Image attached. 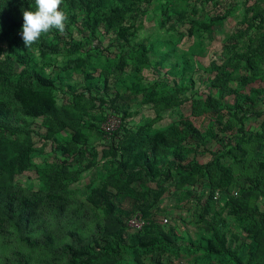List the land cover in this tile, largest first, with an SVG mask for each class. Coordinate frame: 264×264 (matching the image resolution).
I'll return each mask as SVG.
<instances>
[{
	"label": "rangeland",
	"instance_id": "rangeland-1",
	"mask_svg": "<svg viewBox=\"0 0 264 264\" xmlns=\"http://www.w3.org/2000/svg\"><path fill=\"white\" fill-rule=\"evenodd\" d=\"M104 1V11L91 12L95 42L69 26L83 51L67 56L50 33L21 50L37 70L61 83L60 91L40 93L56 106L54 118L23 117L12 87L0 82V102L21 120L12 126L16 135L0 143V264H20V258L26 264H67L62 246L116 229V214L91 202L94 189L113 174V159L100 147L98 126L107 111L96 106L98 96L119 107L131 134L161 131L178 143L185 138L179 124L191 123L204 136L200 145L189 146L193 157L206 163L219 150L230 181L224 184L225 177L212 167L207 175L173 173L169 181L151 183L143 199L152 204L156 224L168 220L158 225L174 245L152 254L122 250L95 264H234L227 256L188 248L189 241L209 239L214 231L243 264H264V227L257 214H264V0ZM61 10L75 14L87 35L78 4L63 0ZM97 42L100 48L94 47ZM140 45L148 50V64L141 65ZM0 61L6 68L1 52ZM235 136L236 147L220 148ZM59 148L69 154L67 163H61ZM19 153L28 156L17 164ZM43 180L68 183L64 200L48 201ZM217 188L223 195L214 200ZM23 200L36 205L27 223L18 208ZM119 206L123 216L142 215L130 200ZM25 237L34 244L21 241Z\"/></svg>",
	"mask_w": 264,
	"mask_h": 264
},
{
	"label": "trees",
	"instance_id": "trees-1",
	"mask_svg": "<svg viewBox=\"0 0 264 264\" xmlns=\"http://www.w3.org/2000/svg\"><path fill=\"white\" fill-rule=\"evenodd\" d=\"M67 1L71 7L76 3L83 9L84 17H86L83 24L88 31L87 35L84 33L83 28L79 26L75 14L68 15L66 30L63 34L57 30H54L50 34L54 40L63 45L67 56H74L83 51V47L73 37L69 26L75 25L81 32L82 37H85L87 41L95 42L97 38L94 23L91 21V12L104 11L105 1ZM66 5L69 7L68 4ZM23 10L34 11L35 0H0V52L5 57L4 67H6H0V82H4L12 87L11 95L14 100L13 103L16 105V111H19L25 118L46 122L56 116L57 109L49 97L42 96L40 93L60 91L61 83L57 77H51L44 71L37 70L35 60L29 55L21 53L24 42L20 35L22 28L19 29L18 26L23 24ZM110 12L117 13V10L110 9ZM94 47L100 48V43L97 42ZM120 47L123 48L124 46ZM139 48L141 65L148 64V50L142 45L137 46V49ZM106 86V83H104L103 88H106ZM86 89L91 90L88 86ZM38 94L39 97H36ZM96 100L98 101L96 106L107 111L105 115L113 112L118 114L122 119L120 128L110 136L108 143L105 144L100 130V124L104 120L105 115L102 114L100 118L98 126L99 132L102 135L100 147L109 151L111 159H113V174L110 176V181L94 189V195L96 196L91 198L93 204L104 205L106 213L116 214V229L114 231L101 230L99 236L90 241L74 238L72 244L62 246L61 252L67 258V264H95L104 257L118 255L122 250H140L146 254H152L160 248L172 247L174 241L164 235L161 230L160 225L166 223H163L162 219L159 222L160 225H158L159 223L156 224L152 220V204L143 199L144 191L150 188L149 185L151 183L159 184L160 182L169 181L173 177V173L180 178L207 175L212 167L216 168L225 177L226 183L224 184L230 181V171L219 163V150L213 153L212 159L206 163H200L193 157L194 152L190 150L189 146L200 145L203 142L204 136L191 123L183 122L179 124L182 132L185 133V138L181 139L178 143H175L170 137L167 138L161 131L139 129L135 134H131L126 127L124 114L120 111L119 107L110 101H105L102 96H98ZM225 107L231 110L235 109L234 105H225ZM16 111L8 109L3 102H0V143L6 135H16V128L12 126L21 122L20 118L16 115ZM44 137L46 140L51 139L52 132L47 131ZM237 141V136L234 139L232 137L226 138L220 144V148L228 151L226 146L236 147ZM125 143L127 146H125ZM59 149L62 150L63 148ZM62 153L64 159L61 163H67L66 161L71 160L68 157L69 154H66L63 150ZM27 156L24 153L16 154L13 161L19 164L25 161L24 159ZM51 182L53 184L50 186L49 183ZM51 182L43 180L44 188L47 189L48 201H63V194L67 191L69 184H61V182L56 181ZM216 191L220 193V197L223 195L221 189L217 188L212 193V199ZM262 196L264 198V193H262ZM126 200H130L132 207L138 209L142 214L141 216L149 221V224L140 231L127 228V222L132 217L129 215L131 212L128 211L126 213L127 216L121 215L123 211L119 205ZM18 208L23 212L25 222L27 223L35 212L36 205L23 200L18 204ZM257 214L264 227V214L260 212H257ZM11 217H14V215L11 214ZM144 230H151V233L143 236L142 231ZM129 232L132 233L125 239L124 233ZM70 235L74 236V234ZM21 241L28 245L34 244L28 237L22 238ZM187 246L192 250L203 251L207 255H224L229 257L234 264H243L240 257L226 246L225 237L218 231H214L209 239L201 237L195 241H189ZM17 262L26 264L21 258Z\"/></svg>",
	"mask_w": 264,
	"mask_h": 264
},
{
	"label": "clouds",
	"instance_id": "clouds-1",
	"mask_svg": "<svg viewBox=\"0 0 264 264\" xmlns=\"http://www.w3.org/2000/svg\"><path fill=\"white\" fill-rule=\"evenodd\" d=\"M63 0H35V10H23L20 35L26 48L37 43L42 36L54 30L63 34L68 22L67 14L61 10Z\"/></svg>",
	"mask_w": 264,
	"mask_h": 264
},
{
	"label": "built area",
	"instance_id": "built-area-1",
	"mask_svg": "<svg viewBox=\"0 0 264 264\" xmlns=\"http://www.w3.org/2000/svg\"><path fill=\"white\" fill-rule=\"evenodd\" d=\"M122 124V119L118 114L113 112L105 115L104 120L100 124V130L103 134L104 143L107 144L110 136L116 132ZM220 193L218 191L214 194V199H219ZM163 223H167V219H163ZM149 221L144 219L140 214L133 216L127 222V228L134 231L142 230Z\"/></svg>",
	"mask_w": 264,
	"mask_h": 264
}]
</instances>
